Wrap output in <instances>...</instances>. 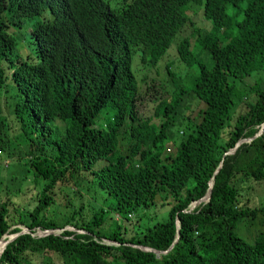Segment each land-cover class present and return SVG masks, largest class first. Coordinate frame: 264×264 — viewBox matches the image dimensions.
<instances>
[{
    "label": "trees",
    "instance_id": "obj_1",
    "mask_svg": "<svg viewBox=\"0 0 264 264\" xmlns=\"http://www.w3.org/2000/svg\"><path fill=\"white\" fill-rule=\"evenodd\" d=\"M199 11L208 25L196 23ZM172 43L197 75L188 85L167 62V80L143 92L133 55L146 51L156 67ZM260 69L264 0H0V154L19 164L9 177L18 186L0 193V238L30 230L5 245L0 264H264V228L251 239L236 230L264 212L252 203L264 191V129L224 154L264 122L263 81L251 76ZM191 93L202 105L181 114ZM147 94L155 106L144 115ZM25 178L30 193L18 200ZM210 180L209 199L189 209ZM95 184L107 205L85 202ZM161 192L174 199L167 217L141 220L138 209ZM84 204L94 206L86 216ZM176 219L169 250L137 246L167 249Z\"/></svg>",
    "mask_w": 264,
    "mask_h": 264
},
{
    "label": "rangeland",
    "instance_id": "obj_2",
    "mask_svg": "<svg viewBox=\"0 0 264 264\" xmlns=\"http://www.w3.org/2000/svg\"><path fill=\"white\" fill-rule=\"evenodd\" d=\"M116 1V0H112ZM119 1V0H117ZM194 18L196 20V23H201L206 22L205 26L208 25L207 21L201 16L200 11L194 15ZM30 20H35V17H31ZM194 51L199 54L203 58H207L209 56V62H206L211 64L212 63V58L207 49L203 48L201 45L198 43H195L194 45ZM25 50V49H24ZM146 51H141V52H136L135 55H133V63H132V68L135 70L138 80L141 83V90L144 92V89L146 87V81H149L154 78H159L163 80H167L164 78L167 73L165 74V69L164 65L167 62H170L172 65L170 66V69L175 71L179 78L184 81L186 84L190 85L192 81L194 80L195 76L197 75L199 68L198 65L194 64L193 66H188L185 63H183L180 59L177 57V52L175 48V43H172L171 46L168 48L167 52L163 55L161 63L158 66H151L150 62L146 60L145 57ZM202 58V59H203ZM258 71V70H257ZM255 75L261 76L262 78V84L264 85V70L260 69L257 73L254 71L251 76L256 77ZM169 75L167 76V78ZM171 83V81H168ZM172 84V83H171ZM8 95H12V91H8ZM146 98L150 99H144V106H141V113L143 112L144 115H147L148 113H151L152 110L154 109L155 103L153 102L155 99L153 97H150L148 94L146 95ZM1 100H2V105H3V113L5 114L7 120L9 121L8 117L10 114V104H9V99L8 96L5 94L3 91L1 93ZM151 100V101H150ZM148 101V102H147ZM202 102L194 95V94H187L183 100H182V109H181V114H190L193 110H196L198 107H201ZM8 116V117H7ZM7 121V122H8ZM178 127V122L174 123L172 126V129L176 131ZM12 129V128H11ZM9 138L10 141H12L14 144H17L18 148L23 151L26 149V145H23L22 140L17 137V132L12 129L9 131ZM169 148L171 149L172 144L168 143ZM17 150V149H16ZM8 153L5 151H2L0 154V193L3 192L2 189L3 187L7 186L9 189H13L16 186H18L17 182L18 180H9V177L11 176L10 174H13L16 172L17 166L19 164L17 161L14 160L12 155H7ZM103 163V160L100 159L96 162L95 167H100ZM18 169V168H17ZM9 171V172H8ZM29 180H26L22 185L23 189L18 193V200H23V197H25L29 192V188L25 186ZM97 188V193L95 192V196L92 197V195L88 194L85 196V202L88 200L94 203L95 205L101 204V205H107L108 202L105 200V196L103 194V191L98 187L97 184H95ZM262 189V188H261ZM24 191H25V196H24ZM35 192V191H34ZM264 193V191H261ZM260 193L258 196L252 200V203H258L259 205L264 203V194ZM34 194V193H33ZM34 197V195H32ZM30 197V195H29ZM26 198L24 202H28V204H33V197L31 198ZM95 197V198H94ZM156 204L150 206L147 209H138L137 213L138 214H144V216L141 218V220L148 219L150 223L157 221V220H164L167 217L168 210L171 207V205L174 203V199L170 194H166V192H161L156 196ZM59 200V198H58ZM60 200L64 203L65 197L60 198ZM27 202L25 204H27ZM60 203V202H59ZM62 204L60 203L59 206L51 204L47 210L45 211L46 215H52L54 213H57L58 210H60V207ZM93 206V205H92ZM63 207V206H62ZM94 206L91 207L89 204H84L83 209L81 213L86 216L90 214L93 210ZM114 215V210L109 211V216ZM132 220H134V215L132 217ZM131 220V222H132ZM242 222L240 223V226L236 228L237 232L239 234H243L248 238H252L254 234L257 232L258 229L264 228V212H261L256 218L253 220ZM106 226L112 225L113 220L107 219L106 221ZM131 222H127L128 226L131 227ZM20 227H24V225L20 224ZM67 228H74L72 225H66ZM42 229L41 228H36V232H40ZM61 229H55V231H60ZM80 230V229H79Z\"/></svg>",
    "mask_w": 264,
    "mask_h": 264
},
{
    "label": "water",
    "instance_id": "obj_3",
    "mask_svg": "<svg viewBox=\"0 0 264 264\" xmlns=\"http://www.w3.org/2000/svg\"><path fill=\"white\" fill-rule=\"evenodd\" d=\"M263 129H264V122L262 123V125H261V127H260V129H259L258 132H256L253 136L245 137V138H240V139L235 143V145H234L232 148H230L228 151H226L224 154L234 152L235 149L237 148V146H238L242 141H249V140H251L253 137H255V136L261 134L262 131H263ZM221 165H222V160L220 161L219 166L217 167V169L215 170V172L218 171V169H219V167H220ZM212 183H213V181L210 180V187L208 188L207 192H206L202 197H200V198H198L197 200L193 201L192 204L190 205V208H189V209H192L194 206H196V205H197L198 203H200L201 201H206V200L209 199L210 194H211V185H212ZM176 225H177V234H176V237H175V239L173 240V242L170 244V246H169L167 249H165V250H161V249H155V248L148 247V246H143V245H137V246H139L140 248L146 249V250H152V251L156 252L157 254H159V253H163V252H166L167 250H169V249L173 246L174 242H175V241L177 240V238L179 237V221H178V219H176ZM29 231H30V230H29L27 227L24 226V227H21V229H20L19 231H17V232H14V233H8V232H7V233H5V234L0 238V241L3 239V242H4L2 248L0 249V254H1V252L3 251L5 245H6L9 241H11L14 237H16V236H17L18 234H20V233H23V232H29ZM50 232H54V230H53V229H46V231H43L42 233H41V232H36V234H37V235H44V234H46V233H50Z\"/></svg>",
    "mask_w": 264,
    "mask_h": 264
},
{
    "label": "bare ground",
    "instance_id": "obj_4",
    "mask_svg": "<svg viewBox=\"0 0 264 264\" xmlns=\"http://www.w3.org/2000/svg\"><path fill=\"white\" fill-rule=\"evenodd\" d=\"M3 239L0 241V249L2 248Z\"/></svg>",
    "mask_w": 264,
    "mask_h": 264
},
{
    "label": "built area",
    "instance_id": "obj_5",
    "mask_svg": "<svg viewBox=\"0 0 264 264\" xmlns=\"http://www.w3.org/2000/svg\"><path fill=\"white\" fill-rule=\"evenodd\" d=\"M131 214H132V212L129 213V215H131ZM43 231H46V229H42L40 232L42 233Z\"/></svg>",
    "mask_w": 264,
    "mask_h": 264
},
{
    "label": "clouds",
    "instance_id": "obj_6",
    "mask_svg": "<svg viewBox=\"0 0 264 264\" xmlns=\"http://www.w3.org/2000/svg\"><path fill=\"white\" fill-rule=\"evenodd\" d=\"M104 1H107V0H104Z\"/></svg>",
    "mask_w": 264,
    "mask_h": 264
}]
</instances>
